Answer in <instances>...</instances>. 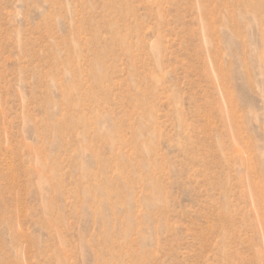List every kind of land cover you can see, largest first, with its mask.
<instances>
[{
	"label": "rangeland",
	"instance_id": "1",
	"mask_svg": "<svg viewBox=\"0 0 264 264\" xmlns=\"http://www.w3.org/2000/svg\"><path fill=\"white\" fill-rule=\"evenodd\" d=\"M0 264H264V0H0Z\"/></svg>",
	"mask_w": 264,
	"mask_h": 264
}]
</instances>
